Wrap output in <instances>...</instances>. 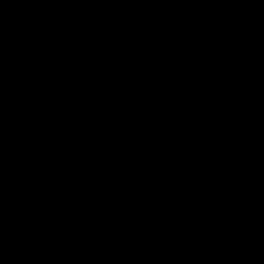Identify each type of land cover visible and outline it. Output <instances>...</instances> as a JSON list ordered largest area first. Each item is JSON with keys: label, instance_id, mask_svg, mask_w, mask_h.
Returning a JSON list of instances; mask_svg holds the SVG:
<instances>
[{"label": "water", "instance_id": "water-1", "mask_svg": "<svg viewBox=\"0 0 264 264\" xmlns=\"http://www.w3.org/2000/svg\"><path fill=\"white\" fill-rule=\"evenodd\" d=\"M0 264H264V0H0Z\"/></svg>", "mask_w": 264, "mask_h": 264}]
</instances>
